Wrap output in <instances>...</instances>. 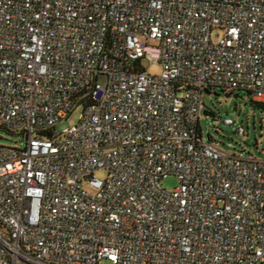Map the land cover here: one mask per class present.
Wrapping results in <instances>:
<instances>
[{
  "label": "built area",
  "instance_id": "built-area-1",
  "mask_svg": "<svg viewBox=\"0 0 264 264\" xmlns=\"http://www.w3.org/2000/svg\"><path fill=\"white\" fill-rule=\"evenodd\" d=\"M216 89L264 103V0H0V264H264V159L205 142Z\"/></svg>",
  "mask_w": 264,
  "mask_h": 264
},
{
  "label": "rangeland",
  "instance_id": "rangeland-1",
  "mask_svg": "<svg viewBox=\"0 0 264 264\" xmlns=\"http://www.w3.org/2000/svg\"><path fill=\"white\" fill-rule=\"evenodd\" d=\"M222 36V31L213 32V40L218 41ZM144 66L148 73L160 75L161 65L150 64L145 61ZM243 99L236 100L233 95L227 96L221 89H216L204 95V102L207 110L213 116L203 114L201 128L205 142L216 143L220 150L227 153H235L241 157L252 156L257 159H264V103L253 102L251 96L246 91H239ZM80 109L75 111L67 120L56 125L60 133L63 129L78 123ZM231 118L234 125H227L224 119ZM0 120V143L17 147L25 146V139L16 133L9 132L2 127ZM244 127L246 135L238 133L239 127ZM98 176L105 177L104 172H99ZM179 185V180L170 176L163 181V186L169 190ZM100 264H112L108 260H103Z\"/></svg>",
  "mask_w": 264,
  "mask_h": 264
},
{
  "label": "water",
  "instance_id": "water-1",
  "mask_svg": "<svg viewBox=\"0 0 264 264\" xmlns=\"http://www.w3.org/2000/svg\"><path fill=\"white\" fill-rule=\"evenodd\" d=\"M208 92L211 93L212 91H208ZM232 95H233V97H234L236 100H238V99H243V97H242L241 95H239V94L234 93V94H232ZM204 114H205V115H208V116H213V113L210 112L209 110H205V111H204Z\"/></svg>",
  "mask_w": 264,
  "mask_h": 264
},
{
  "label": "trees",
  "instance_id": "trees-1",
  "mask_svg": "<svg viewBox=\"0 0 264 264\" xmlns=\"http://www.w3.org/2000/svg\"><path fill=\"white\" fill-rule=\"evenodd\" d=\"M224 91V90H223ZM224 93H226L227 94V96L229 95V94H231V93H227L226 91H224ZM232 95V94H231ZM249 95L251 96V94L249 93ZM251 99H252V97H251ZM252 101L254 102V100L252 99ZM256 103H258L257 101H255ZM261 103V102H260ZM2 127L4 128V129H6V130H8L9 132H12V133H15V132H13L11 129H9L5 124H2Z\"/></svg>",
  "mask_w": 264,
  "mask_h": 264
}]
</instances>
